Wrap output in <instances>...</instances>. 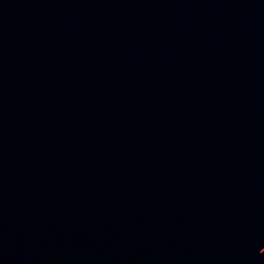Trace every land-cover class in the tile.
I'll return each instance as SVG.
<instances>
[{"label": "water", "instance_id": "obj_1", "mask_svg": "<svg viewBox=\"0 0 264 264\" xmlns=\"http://www.w3.org/2000/svg\"><path fill=\"white\" fill-rule=\"evenodd\" d=\"M0 264H264V0H0Z\"/></svg>", "mask_w": 264, "mask_h": 264}]
</instances>
